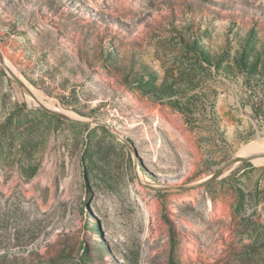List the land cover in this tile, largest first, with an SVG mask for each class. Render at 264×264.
Returning a JSON list of instances; mask_svg holds the SVG:
<instances>
[{"label": "rangeland", "instance_id": "1", "mask_svg": "<svg viewBox=\"0 0 264 264\" xmlns=\"http://www.w3.org/2000/svg\"><path fill=\"white\" fill-rule=\"evenodd\" d=\"M0 52V264H264V162L197 186L264 142V0H0Z\"/></svg>", "mask_w": 264, "mask_h": 264}, {"label": "water", "instance_id": "2", "mask_svg": "<svg viewBox=\"0 0 264 264\" xmlns=\"http://www.w3.org/2000/svg\"><path fill=\"white\" fill-rule=\"evenodd\" d=\"M0 61L3 62L1 52H0ZM4 65H5L6 70L9 72V74L15 79V81L19 84V86L26 92V94L29 96V98H31L33 100H37L35 95L31 92V90L28 88V86L25 84V82L22 80V78L20 76H18L15 72H13V70L10 67H8L6 64H4ZM37 107L43 109L46 112H49L51 114L56 115L59 118H62L65 120H70V121H75L77 123H85L84 120L75 119V118L70 117L69 115H67L66 113H64L60 110L52 109V108H50L44 104L39 103L37 105ZM260 157H264V153L263 154H251V155H247V156L236 154L225 165H223L221 168H219L217 170V172H215L213 175H211L208 179L204 180L203 182H200L197 186L204 185V184H207L209 182L215 181L220 176L225 174L231 167H234V165H236L237 163H240L243 161H249V160H252L255 158H260ZM260 209L263 213L264 212V204L261 206Z\"/></svg>", "mask_w": 264, "mask_h": 264}, {"label": "bare ground", "instance_id": "3", "mask_svg": "<svg viewBox=\"0 0 264 264\" xmlns=\"http://www.w3.org/2000/svg\"><path fill=\"white\" fill-rule=\"evenodd\" d=\"M4 61V60H3ZM6 65L8 67H11V65L6 62ZM25 84L28 86V88L31 90V92L35 95V97L37 98V100H33L30 98V101L32 102L33 105H38L39 103L44 104L52 109H56L52 103L50 101H47L46 99H44L43 95L40 93V91H38L35 87H33L29 82H27L26 80L22 79ZM67 115H69L70 117L75 118V116L73 114H70L68 112H65ZM259 152H264V142L262 141V139H257L254 141L249 142L248 144H246L244 147H242L239 151L238 154L240 155H251V154H255V153H259ZM254 162L257 164H260L262 162H264V158H255ZM263 164V163H262ZM150 165V163H149ZM154 171L157 175H161L163 176L164 174L160 171L157 170H152ZM264 213V212H263Z\"/></svg>", "mask_w": 264, "mask_h": 264}]
</instances>
